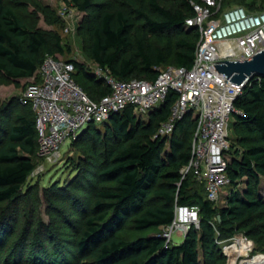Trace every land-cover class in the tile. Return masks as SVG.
<instances>
[{
  "label": "trees",
  "instance_id": "trees-1",
  "mask_svg": "<svg viewBox=\"0 0 264 264\" xmlns=\"http://www.w3.org/2000/svg\"><path fill=\"white\" fill-rule=\"evenodd\" d=\"M70 1L83 11L94 4L93 0ZM238 1L252 7L258 0ZM194 14L191 0L169 7L161 0L101 2L86 23L89 56L124 80H155L158 67L170 64L191 67L200 32L187 27L186 20ZM43 50L53 52L46 34L27 25L7 0H0V72L13 80L35 76L45 57H41ZM67 60L75 63V81L81 74L94 85L91 94L76 81L92 99L110 92L83 63ZM177 96L176 91H170L165 103L147 118L129 106L113 113L102 124L104 130L96 124L86 128L84 142L93 144L90 148L79 144L87 160L77 169L88 179L93 201L80 237L58 238L45 250L38 246L28 259L25 242L18 237L6 255L0 256V264H77L82 258L95 264H202L201 248L207 264H220L225 256L218 240L239 232L256 238L264 252V196L259 194L264 178V77L254 76L235 101L243 114L232 122L235 137L227 152L231 154L228 173L232 191L222 208L208 199L205 184L192 172L184 178L181 172L192 158L197 127L192 115L177 123L170 139L156 136ZM22 104L29 109L15 112L14 117L9 107L0 111V202L20 195L36 168L35 157H41L36 113L31 103ZM245 176L251 184L240 192L236 186ZM194 182L201 186L200 191L192 189ZM177 204L197 205L200 216V227H191L180 244L167 246L158 234L135 239L121 235L130 222L136 230H162L173 221ZM10 226L11 222L0 225V248H7ZM74 239L75 251L66 244Z\"/></svg>",
  "mask_w": 264,
  "mask_h": 264
},
{
  "label": "built area",
  "instance_id": "built-area-1",
  "mask_svg": "<svg viewBox=\"0 0 264 264\" xmlns=\"http://www.w3.org/2000/svg\"><path fill=\"white\" fill-rule=\"evenodd\" d=\"M224 2L191 0L195 14L187 18L186 26L200 32L191 67L170 64L158 67L155 80H124L94 62V75L110 87L98 100L74 80V61L46 54L20 98L22 103H31L36 113L39 153L53 161L62 154L63 144L75 141L91 124L102 125L113 113L129 106L136 114L146 115L153 106L164 104L170 91H176L171 114L160 124L156 136L170 139L177 123L191 114L197 127L192 158L181 170L183 178L192 172L205 184L209 200H221L231 184L227 155L231 124L236 115L243 114L235 101L253 77L242 84L233 83L216 64L251 58L264 49V1L258 0L252 7L233 4L226 8ZM191 227H200L199 207L177 204L173 221L163 226L159 235L169 246L174 234L185 237Z\"/></svg>",
  "mask_w": 264,
  "mask_h": 264
},
{
  "label": "rangeland",
  "instance_id": "rangeland-1",
  "mask_svg": "<svg viewBox=\"0 0 264 264\" xmlns=\"http://www.w3.org/2000/svg\"><path fill=\"white\" fill-rule=\"evenodd\" d=\"M105 1L120 3L122 0H93V7L87 11L80 10L70 0H7L27 25L32 28H39L46 34L48 47L53 52L43 50L41 57L52 54L63 60H77L87 67L91 75H94L92 69L94 68V62L89 56L90 38L86 30V23L91 17L90 14L93 8ZM179 1L161 0L168 7ZM233 4L240 3L238 0H225L224 8ZM57 42H60L59 47ZM75 79L87 92L93 94L94 85L90 81H87L81 74H77ZM31 80L32 78L13 80L0 72V111L9 107L14 117L15 112L28 110L29 106L23 105L20 98ZM162 105L163 103L160 102L153 106L146 115H138L147 118L150 112L159 109ZM98 128L104 130V125H98ZM83 132L72 143L63 144L61 146L62 154L55 160L49 161L41 154V157H35L36 168L29 176L20 195L13 201L0 202V215H4V218L0 219V225L4 222H11L10 238L6 241L7 248H0L1 257L6 255L8 247L14 240L21 236L26 246L25 259H28L32 252L37 251L38 246H42L45 250L47 246L50 248L58 238L75 237L76 239L80 237L85 225L86 215L93 201V192L90 189L89 181L79 175L80 171L77 169L81 161L87 158L85 152L79 150V144H82L81 146L84 148H90L93 144L90 141L84 142ZM234 137L235 132L231 124L230 140L232 142ZM99 150H103V147L99 146ZM227 155L231 158V154L228 153ZM193 184L192 189L199 191L202 189L198 183L194 182ZM250 184L251 181L245 176L236 188L243 192ZM69 186H72L71 190L68 188ZM231 191L232 185L225 189L223 198L215 202L218 208L228 204V195ZM259 194L264 196V178L260 183ZM35 231L37 232L35 233ZM161 232L160 228L144 231L136 230L130 222L123 229L121 235L127 239H135L140 236L159 235ZM238 235H243L245 239L247 238L253 242L254 247L249 250L250 252L246 251L238 257L236 264H242L244 259L264 254L261 242L239 232L232 238L218 240L219 249L225 256L220 264H230L228 249L233 242H236ZM75 239L66 243L74 251L77 248ZM183 240L184 236L174 234L171 245L180 244ZM201 263L207 264L202 248ZM77 264H95V262L89 258L86 260L82 258Z\"/></svg>",
  "mask_w": 264,
  "mask_h": 264
},
{
  "label": "water",
  "instance_id": "water-1",
  "mask_svg": "<svg viewBox=\"0 0 264 264\" xmlns=\"http://www.w3.org/2000/svg\"><path fill=\"white\" fill-rule=\"evenodd\" d=\"M216 68L237 84L245 83L254 76L264 77V49L244 60H222Z\"/></svg>",
  "mask_w": 264,
  "mask_h": 264
},
{
  "label": "bare ground",
  "instance_id": "bare-ground-1",
  "mask_svg": "<svg viewBox=\"0 0 264 264\" xmlns=\"http://www.w3.org/2000/svg\"><path fill=\"white\" fill-rule=\"evenodd\" d=\"M253 247V242L247 238L245 239L243 235H238L236 242H233L228 249L230 254V264H236V259L246 251L252 250ZM242 264H264V254H258L254 257L244 259Z\"/></svg>",
  "mask_w": 264,
  "mask_h": 264
},
{
  "label": "crops",
  "instance_id": "crops-1",
  "mask_svg": "<svg viewBox=\"0 0 264 264\" xmlns=\"http://www.w3.org/2000/svg\"><path fill=\"white\" fill-rule=\"evenodd\" d=\"M34 77V76H33ZM33 77H31L32 79H33ZM31 78H29V79H31Z\"/></svg>",
  "mask_w": 264,
  "mask_h": 264
}]
</instances>
